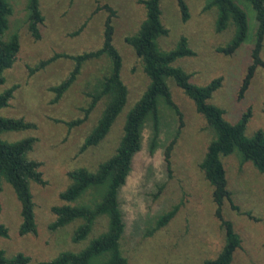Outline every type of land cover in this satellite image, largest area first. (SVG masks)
<instances>
[{
  "label": "rangeland",
  "instance_id": "1",
  "mask_svg": "<svg viewBox=\"0 0 264 264\" xmlns=\"http://www.w3.org/2000/svg\"><path fill=\"white\" fill-rule=\"evenodd\" d=\"M9 2L13 12L3 38L17 32L20 49L12 66L4 72L5 82L0 85V92L13 84L17 87L8 106L0 109V115L22 117L33 122L35 128L8 132L2 137L10 141L26 136L37 138L30 156L42 162L41 171L47 183L31 184L36 233L20 235L19 201L9 184L3 182L0 222L8 227L9 236L0 237V247L8 255L16 252L28 255V264H40L61 251L84 248L97 234L96 230H100L96 228L85 239L73 242L71 236L80 221L51 230L49 224L55 219L51 207L62 204L59 193L69 183V170L81 166L94 169L114 152L125 115L148 84L139 58L124 41L126 35L137 30L145 9L138 0H40L44 19L39 26L40 38L35 39L27 29V0ZM184 2L188 10L185 21L177 0H161L162 22L168 33L158 39L160 48L168 50L181 35L186 36L195 54L182 57L175 64L190 73V80L197 84L222 77L221 86L213 93L211 101L224 109V117L230 122L237 121L250 108L246 136L258 129L264 130L262 67L255 69L248 88L239 96L251 63L256 25L254 10L245 0H236L247 14V39L232 55H224L216 49L229 40L233 27L230 25L221 32L215 30L216 8L207 7L211 0ZM105 4L115 11L113 42L122 55L121 75L128 89V100L106 137L98 145L79 152L103 104L100 102L82 123L70 127L67 122L83 116V107L89 101L88 92L95 78L102 74L105 61L86 62L77 79L58 100H54L50 87L68 75L73 61L59 57L41 69L34 68L40 60L55 53L77 54L97 49L109 14L103 7ZM97 5L100 7L95 10ZM261 58L264 60V41ZM169 85L183 116V127L170 151V167L164 152L180 122L173 110L160 103L162 117L157 146L153 152L149 151L152 132L150 124L146 123L142 147L134 155L131 171L119 192L126 224L121 244L128 264H201L204 259L215 257L225 240L220 220L214 214L212 187L198 167L214 132L191 99L174 82L170 81ZM222 162L231 192V201L226 200L222 205V216L231 221L241 240L231 264H264V175L251 162L241 163L236 152L224 156ZM173 205H179L174 217L148 235L156 217Z\"/></svg>",
  "mask_w": 264,
  "mask_h": 264
},
{
  "label": "trees",
  "instance_id": "2",
  "mask_svg": "<svg viewBox=\"0 0 264 264\" xmlns=\"http://www.w3.org/2000/svg\"><path fill=\"white\" fill-rule=\"evenodd\" d=\"M245 1L254 10L256 25L251 48V63L247 67L239 89L241 97L248 88L255 69L259 66L264 69V60L261 58L264 41V0ZM138 2L145 9L144 19L134 33L124 37V41L139 58L143 72L148 78V84L127 111L122 134L114 152L100 161L94 169L81 166L69 170L67 172L69 183L59 193L62 204L51 207L55 215V219L49 224L51 230L80 221L72 233L73 242L85 239L96 228L100 230H96L97 234L84 248L78 251H61L55 257L40 264H128L121 244L126 224L120 208L119 192L131 171L134 155L142 147L143 128L146 123L150 124L152 132L149 151L153 152L157 146L162 117L160 103L173 110L180 122L174 138L164 152L167 166L170 167V151L183 127V116L173 99L170 81L191 99L196 111L214 132L198 167L212 187L214 214L220 220L225 240L218 254L213 258L204 259L201 264H231L233 254L240 246V237L231 221L222 216L223 203L226 200L231 201L222 158L236 152L241 163L251 162L264 175V130L258 129L249 137L245 135L251 117L250 108L246 109L235 122H230L224 117V109L211 101L213 93L221 86L222 77H214L203 85L192 82L191 74L175 64L176 60L195 54L188 44L187 37L181 35L172 48L161 49L158 39L168 33L162 22L161 0H138ZM177 4L181 18L185 21L188 17L187 5L184 0H177ZM40 5V0H27L26 3L27 29L35 39L40 38L39 26L44 19ZM212 6L216 8L215 30L221 32L230 25L233 27L229 40L224 45L218 46L216 51L224 55H232L247 39L246 11L236 0H211L207 7ZM99 7L97 5L95 10ZM103 7L109 14L104 21L101 45L97 49L77 54L55 53L40 60L34 68V70L41 69L59 57L73 61V67L68 75L50 87L54 92V100H58L77 79L86 62L94 59L105 61L102 74L95 78L88 92L89 101L83 107V116L67 122L70 127L78 125L87 119L100 102L103 104L101 114L85 136L79 152L98 145L106 137L128 100V89L121 75L122 55L113 42L112 19L115 11L107 4ZM12 12L9 0H0V85L5 82L4 72L12 66L20 49L17 32H12L5 39L3 38L9 27V17ZM16 87L17 85L13 84L0 92V109L8 106ZM33 128L35 124L25 121L22 117L0 115V193L3 182H6L19 201L21 221L18 225V233L20 235L36 233L35 203L31 184L43 186L47 182L42 175V162L30 156L37 138L26 136L10 141L4 139L2 135ZM231 206L236 208L233 204ZM178 208L179 205H173L157 216L147 234L151 235L165 226L174 217ZM8 236V227L0 222V237ZM29 261L30 257L23 252L8 255L0 247V264H28Z\"/></svg>",
  "mask_w": 264,
  "mask_h": 264
}]
</instances>
